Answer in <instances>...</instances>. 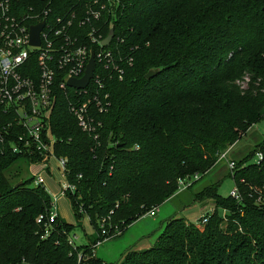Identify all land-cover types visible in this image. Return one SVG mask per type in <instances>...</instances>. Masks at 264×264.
I'll use <instances>...</instances> for the list:
<instances>
[{"label": "trees", "instance_id": "obj_1", "mask_svg": "<svg viewBox=\"0 0 264 264\" xmlns=\"http://www.w3.org/2000/svg\"><path fill=\"white\" fill-rule=\"evenodd\" d=\"M49 1L10 0L11 12L34 14ZM69 1L78 2L53 4ZM113 31L133 64L109 83L102 136L82 132L63 99L51 119L55 155L67 160L75 186L67 199L77 224L58 218L42 238L36 219L48 215L51 197L31 179H10L6 172L23 159L0 155V264H77L67 235L83 216L97 234L107 217L124 231L171 199L178 179L205 176L263 119L264 0H121ZM152 69L159 73L145 80ZM256 144L228 172L239 202L218 195L219 184L204 187L192 201L212 203L205 225L170 218L152 246L110 264H264V138ZM258 153L262 160L250 163Z\"/></svg>", "mask_w": 264, "mask_h": 264}, {"label": "built area", "instance_id": "obj_2", "mask_svg": "<svg viewBox=\"0 0 264 264\" xmlns=\"http://www.w3.org/2000/svg\"><path fill=\"white\" fill-rule=\"evenodd\" d=\"M120 7L121 0H78L59 6L51 0L34 14L17 17L11 12L10 0H0V155L10 153L25 160L32 185L43 187L51 197L48 215L36 219L44 227L42 238L48 236L52 224L60 218L56 202L60 199L68 202L67 194L75 190L66 181L67 160L54 152L56 138L51 119L58 101L65 100L81 131L97 140L102 136L101 117L111 106L109 83L121 81L126 68L133 64L131 55L124 53L114 39L113 19ZM57 10L60 12L54 14ZM40 23L43 27L38 35L39 44L32 45L30 28ZM110 30L113 38L104 46ZM91 56L94 67L87 85L82 89L70 87V80L84 77ZM232 147L218 156V162L226 160L229 171L234 168V162L228 157ZM255 157V163L262 160L260 153ZM49 177L56 181L57 190L53 193L46 190ZM199 179L198 174L178 179L173 197L190 190ZM230 197L236 202L241 200L236 188ZM260 202L258 197L256 203ZM158 210L159 207L152 208L135 222L154 218ZM211 213L201 216L198 225H205ZM222 213L224 216L225 211ZM84 218L88 220L86 216L81 220ZM135 222L122 231L117 224L110 223L109 217L101 219L99 234L84 245L89 246L88 253L77 250L81 246L75 245L76 237L70 232L67 244L76 254L77 264L98 260L96 248L121 236Z\"/></svg>", "mask_w": 264, "mask_h": 264}, {"label": "rangeland", "instance_id": "obj_3", "mask_svg": "<svg viewBox=\"0 0 264 264\" xmlns=\"http://www.w3.org/2000/svg\"><path fill=\"white\" fill-rule=\"evenodd\" d=\"M264 138V114L263 119L256 125H253L247 134L231 146L234 148L233 154L228 156L233 161L245 158L251 151L256 150V143ZM251 162H256L254 156ZM228 164L226 160L218 162L205 176L201 177L191 188L184 191L183 196L174 199H168L159 205V212L154 218H145L133 224V227L124 232L122 236L103 242L96 248L98 257L108 264L121 262L128 251H141L149 248L155 243V240L162 232L163 223L170 218H182L186 225H198L201 216L214 211L210 201L203 204L192 201V195L211 184H219L217 192L221 197H228L234 190L233 180L228 177ZM6 175L11 179L14 175H19L21 180L30 178L27 163L23 160L17 161L7 172ZM14 182V181H13ZM56 181L53 177L46 180V190L53 193L57 190ZM64 181L60 184L62 185ZM60 219L67 224L76 221L69 208L66 199H60L56 202ZM226 214V212H225ZM223 215V213H221ZM225 228V224L222 225ZM75 236L76 246L87 245L89 241L97 237L96 232L86 218L81 220V226L74 227L71 236ZM149 235V237H147Z\"/></svg>", "mask_w": 264, "mask_h": 264}, {"label": "water", "instance_id": "obj_4", "mask_svg": "<svg viewBox=\"0 0 264 264\" xmlns=\"http://www.w3.org/2000/svg\"><path fill=\"white\" fill-rule=\"evenodd\" d=\"M42 27H43V23H40V24L32 26L30 28V43L32 45H38L39 44L38 35H39V32L41 31ZM112 38H113V31L110 30L108 36L105 38V40L103 42V45L108 46ZM93 67H94V62H93V57L91 56L84 77L81 80H77V81L76 80H70L68 82V85L70 87L77 88V89L84 88L92 76ZM158 73H159L158 69L149 70L146 73V75L144 76V79L150 80V79L154 78L155 76H157ZM19 185H21V183L17 184V186H19Z\"/></svg>", "mask_w": 264, "mask_h": 264}, {"label": "crops", "instance_id": "obj_5", "mask_svg": "<svg viewBox=\"0 0 264 264\" xmlns=\"http://www.w3.org/2000/svg\"><path fill=\"white\" fill-rule=\"evenodd\" d=\"M233 150H234V148H232L231 150H230V152H229V155L231 154H233L232 152H233ZM231 155H230V157H231ZM184 195V192L183 193H181V194H179V195H177V196H175V197H172L171 199H174V198H176V197H179V196H183ZM170 199V200H171ZM159 212V211H158ZM158 214V213H157ZM58 215H59V211H58ZM59 217H60V215H59ZM138 222V221H137ZM136 223V222H135ZM74 223H71V225H73ZM131 227H133V225H131L129 228H131ZM128 228V229H129ZM128 229L126 230V232L128 231ZM124 234V233H123ZM122 234V235H123ZM121 235V236H122ZM147 237H149V235L147 236ZM96 257L99 259V260H101V261H103V262H105L104 260H102V259H100L99 257H98V252H96ZM105 263H107V262H105Z\"/></svg>", "mask_w": 264, "mask_h": 264}]
</instances>
